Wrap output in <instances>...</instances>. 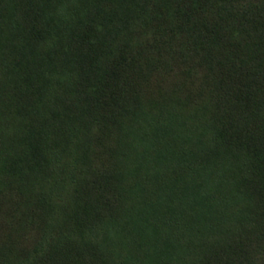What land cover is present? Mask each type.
Segmentation results:
<instances>
[{
	"label": "trees",
	"instance_id": "16d2710c",
	"mask_svg": "<svg viewBox=\"0 0 264 264\" xmlns=\"http://www.w3.org/2000/svg\"><path fill=\"white\" fill-rule=\"evenodd\" d=\"M0 264H264V0H0Z\"/></svg>",
	"mask_w": 264,
	"mask_h": 264
}]
</instances>
